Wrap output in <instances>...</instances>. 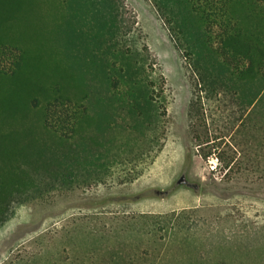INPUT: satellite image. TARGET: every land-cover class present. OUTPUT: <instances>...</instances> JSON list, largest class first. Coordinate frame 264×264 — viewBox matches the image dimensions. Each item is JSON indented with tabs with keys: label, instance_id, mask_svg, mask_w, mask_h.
<instances>
[{
	"label": "rangeland",
	"instance_id": "374dc122",
	"mask_svg": "<svg viewBox=\"0 0 264 264\" xmlns=\"http://www.w3.org/2000/svg\"><path fill=\"white\" fill-rule=\"evenodd\" d=\"M120 1L122 14L110 0H71L66 19L44 8L50 61L82 85L90 115L68 173L100 180L16 206L0 227V264H264L258 84L208 92L148 0ZM185 168L198 193L116 200L168 190Z\"/></svg>",
	"mask_w": 264,
	"mask_h": 264
},
{
	"label": "trees",
	"instance_id": "16d2710c",
	"mask_svg": "<svg viewBox=\"0 0 264 264\" xmlns=\"http://www.w3.org/2000/svg\"><path fill=\"white\" fill-rule=\"evenodd\" d=\"M110 1L122 14L123 3ZM148 2L208 92L219 93L229 83L258 84L249 107L264 95V0ZM70 3L0 0V227L16 206L36 198L35 192L42 199L56 184L70 189L100 180L75 181L68 173L67 164L86 153L90 115L82 85L68 83L64 69L50 61L52 32L42 16L45 7L55 8L66 19L63 9ZM127 72L122 69L119 76L126 78ZM126 167L133 170L128 180H135L138 166Z\"/></svg>",
	"mask_w": 264,
	"mask_h": 264
},
{
	"label": "water",
	"instance_id": "95a60500",
	"mask_svg": "<svg viewBox=\"0 0 264 264\" xmlns=\"http://www.w3.org/2000/svg\"><path fill=\"white\" fill-rule=\"evenodd\" d=\"M186 168L184 169L181 177L177 180V182L168 190H160V189H149L142 194H139L135 197H119L116 200L119 201H132L136 202L143 198H159V199H167L178 187L185 186L189 189H192L195 193H198L199 185L195 182H191L186 178Z\"/></svg>",
	"mask_w": 264,
	"mask_h": 264
},
{
	"label": "flooded vegetation",
	"instance_id": "af4514ba",
	"mask_svg": "<svg viewBox=\"0 0 264 264\" xmlns=\"http://www.w3.org/2000/svg\"><path fill=\"white\" fill-rule=\"evenodd\" d=\"M181 175H182V174H181ZM180 177H181V176H180ZM180 177H179V178H180ZM186 178H187V175H186ZM187 179H188V178H187ZM176 182H177V181H176Z\"/></svg>",
	"mask_w": 264,
	"mask_h": 264
}]
</instances>
